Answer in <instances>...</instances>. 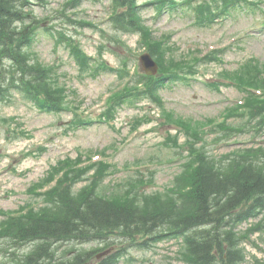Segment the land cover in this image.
I'll list each match as a JSON object with an SVG mask.
<instances>
[{
	"label": "rangeland",
	"instance_id": "1",
	"mask_svg": "<svg viewBox=\"0 0 264 264\" xmlns=\"http://www.w3.org/2000/svg\"><path fill=\"white\" fill-rule=\"evenodd\" d=\"M137 1L143 7L137 10L141 23L131 32L112 20L114 9H124L118 10L110 0H84L76 7H67L66 0H48L45 8L35 7L42 26L55 27V33L41 29L27 53L33 63L42 64L54 76L52 91L60 86L65 89L64 105L58 114L45 113L16 92L8 95L7 103H0V222L7 212L17 214L27 204H37L40 198L31 190L36 185L42 192L62 181L75 194L94 185L106 198L128 192L134 197L136 190L149 195L173 190L174 180L195 148H203L214 158L264 148V117L257 119L259 124L254 120L248 124V117L229 119V108L238 107L245 97L238 84L247 78L238 73L240 68L248 69L249 74L252 67L264 68V2L261 9H238L235 18L202 28L191 11L158 16L151 0ZM57 32L97 59L92 63H99V72L81 73L69 55L68 42L58 43ZM156 43L160 46L153 49ZM145 53L156 65L164 58L174 82L157 87L152 98L128 96L109 119L112 97L147 89L149 81H144L146 73L140 62ZM119 70L123 75H118ZM133 72L141 76L133 77ZM169 72L157 65L155 75L162 78ZM183 117L193 119L189 123L193 128L214 119L215 124L225 122L243 131L217 127L215 133L186 148L177 145L191 139L190 129L184 132L179 125ZM65 159L67 169H60L56 179L43 184ZM254 224H260V230L250 232L257 226ZM236 231L250 233L249 238H241L246 264H263L264 213ZM96 246L75 247L90 251ZM9 247L0 240V264H9ZM183 251L180 240L168 239L149 249H128L120 264H186L180 254Z\"/></svg>",
	"mask_w": 264,
	"mask_h": 264
},
{
	"label": "trees",
	"instance_id": "2",
	"mask_svg": "<svg viewBox=\"0 0 264 264\" xmlns=\"http://www.w3.org/2000/svg\"><path fill=\"white\" fill-rule=\"evenodd\" d=\"M81 1L66 0V6L76 7ZM113 1L118 8H125L116 10L114 23L123 30L137 29L136 1ZM153 3L159 12L180 6L194 12L198 23L205 24L221 14L230 15L243 3L253 5L249 0ZM45 4L47 0H0V102L8 92L20 91L46 111L62 109L61 98L55 95L61 92L52 91L50 72L42 64L31 62L25 49L32 46L41 27L32 7ZM77 52L80 54L78 48H73V53ZM79 54L77 59L85 64L88 59ZM157 83L155 80L153 85ZM245 110L254 117L260 115L264 100L251 98ZM62 183L46 195L47 206L40 212L5 224L0 239L12 242L14 253L31 246L29 252L10 257L13 264H82L96 252L82 251L70 257L75 244L102 241L109 247L118 243L109 237L134 243L143 239L140 245L182 238L189 264H241L244 256L230 228L264 210V168L254 160L248 163L236 158L221 169L203 161L191 175L189 190L181 194L179 202L175 197L165 200L162 196L110 201L99 196L94 187L75 196ZM180 187L181 180L178 191ZM119 259V254L111 255L100 264H117Z\"/></svg>",
	"mask_w": 264,
	"mask_h": 264
}]
</instances>
